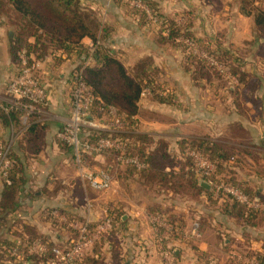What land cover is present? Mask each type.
Masks as SVG:
<instances>
[{
	"label": "trees",
	"instance_id": "1",
	"mask_svg": "<svg viewBox=\"0 0 264 264\" xmlns=\"http://www.w3.org/2000/svg\"><path fill=\"white\" fill-rule=\"evenodd\" d=\"M208 1L224 3L227 0ZM257 1L235 0V3H237L239 12L242 15L252 17L256 36L260 41H264V6L260 3L257 4ZM112 2L116 5L123 4L127 6L129 13L134 15L138 22L144 23L145 26L149 27L154 24L142 9L130 7L123 0H112ZM143 2L158 16L160 27L157 28L156 36L161 45L165 43H170L173 46L179 45L176 41L181 37H186L196 45L204 47L218 62L224 64L225 68L237 80V83L233 86L228 85L229 81L224 79L219 70L205 58L196 56L192 52L185 56V67L191 72L195 82L202 81L211 85L214 80L223 81L222 86L234 97L233 102L240 116L245 115L249 110L246 103H254L256 106L261 105L262 100H259L258 97L250 98V94H248V91H256L258 86L256 79L251 77L250 71L241 67L244 62L242 58L236 56L235 52L230 49L225 48L222 42L212 46L211 42L204 43V39L197 38L190 29L192 22L189 18L181 24L178 19L181 16L180 14L175 15L173 18L167 17L160 12L156 0H143ZM187 13L185 12V14ZM0 17L11 18L16 25V29L10 38V56L17 66L20 62L22 49H26L33 60H40L48 54V49L47 51L43 49L44 44H41L42 48L37 46V43H43L42 38H44V42L53 51H61L62 54L66 55L77 54L80 65L74 70V73H76L81 69L88 54V49L83 45V39L87 37L93 43L99 42L93 62L83 68L80 78L92 88L96 99L93 106L96 107L101 102L105 106L116 107L120 113L126 115L125 127L118 131L83 127V137L89 143L94 144L102 138L118 139L124 144L125 150L107 148L102 150L99 156H93L86 152L85 156L90 166H98L109 170L123 186H127L130 181H135L143 186L151 185L164 193L173 192L183 195L195 203H204L203 200L205 199L207 203L216 207L215 213L219 212L226 217L230 216L237 220H245L246 224L252 227L264 226V209L260 211L250 208L249 205L241 203L233 195L222 191L220 196H215V190L208 184L209 178L200 177L194 169L195 162L193 158L184 154V151L188 149L201 152L216 165V174L211 179L224 180L227 184L240 189L249 199L250 197L256 198L259 196V191L251 189L249 181L245 178L239 179L235 175L236 170L232 169L229 164L231 159H235L237 162L241 160L235 153L236 147L232 146L230 142H238L241 145L242 140L240 138L246 137L248 133L243 124L233 123L229 131L216 140L193 137L180 141L179 151H174L170 146V140L167 138L142 131L137 127L138 119L136 116L139 111V102L146 87L151 88L153 99L161 103H170L166 96L157 91L159 85L152 76L157 69L154 58L152 56L142 57L133 66V74L128 73L125 64L114 56L111 45L109 46L113 27L111 24L104 22L97 11L83 8L80 0H0ZM31 38H35L37 43L32 44L30 42ZM256 42L258 41L256 40ZM262 54L264 56V45L262 46ZM189 60L191 62L195 60V64L189 66ZM259 81L262 82L261 79ZM2 104L7 106L8 109L5 110L0 105V120L13 130L11 142H7V144H11L9 156L12 162L9 170V183L0 177L2 182L0 221H5L22 206L17 193H23L27 190L30 173L29 158L42 151L49 126L38 112L30 114L28 123L23 124L21 116L24 111L22 109L11 107L8 103ZM57 142L66 151L69 161L72 162L71 148L67 147L59 138ZM241 146L244 152L250 155V146ZM122 152L126 156L138 159L145 167L139 169L134 164L120 163L118 157ZM230 171L231 175H227L226 172ZM203 183H207L208 187L203 186ZM71 184L73 187L76 185L74 188L78 189L77 196L80 197L79 200L81 201H84L87 196L93 193L88 186L83 184L80 178H76ZM56 189L62 191L67 189V185H59ZM34 194L35 192H30L31 196H34ZM60 210L68 217H72L69 210ZM152 210L154 213L164 215L175 228H182L185 231L184 223L178 220L176 215L168 214L164 210ZM201 214V212L195 211L194 216L195 221L202 222L200 231L205 225H210L209 220L206 219H211L213 215L210 213L211 216L208 215L209 217L206 218ZM116 217V221L121 219L120 214H117ZM80 218L82 216L77 219ZM19 224L23 226L26 232L33 234L35 237L31 241L22 242L21 244L4 243L3 251L9 257V260L14 264H23L29 260L33 264H41V262L45 263L56 258L52 249L54 244L52 243L49 244L48 250L43 253H30L28 249L34 240H44L37 235V231L31 225L22 222H19ZM89 225L93 229L97 226V222H90ZM184 239L183 231H174L172 236L159 241L160 247L169 248L172 251L177 264L179 263L170 243L173 240ZM99 245H96V247H99ZM67 246H69V243L57 247ZM14 248L18 250V255H10L11 250ZM94 251L97 255L100 254L98 248H95ZM250 254L255 256L260 264H264V253L252 251L251 253L248 252L249 256ZM98 260L93 256H88L83 263L78 264H100Z\"/></svg>",
	"mask_w": 264,
	"mask_h": 264
},
{
	"label": "crops",
	"instance_id": "2",
	"mask_svg": "<svg viewBox=\"0 0 264 264\" xmlns=\"http://www.w3.org/2000/svg\"><path fill=\"white\" fill-rule=\"evenodd\" d=\"M156 1L160 12L170 18L181 14L192 5H198L203 9L205 4H209L208 0H203L204 3L199 0V4L197 3L198 0ZM80 4L83 8L97 11L104 22L112 25L113 31L110 39L114 54L121 56V58L119 57L121 60H123L122 58L126 59L125 61L130 62V64H135L142 57L152 56L160 73L165 76L166 86L177 88L174 89L176 95L174 94L172 100L173 105L161 103L150 97H142L137 114V118H140L141 123L139 125L140 130L163 136L173 143L178 142V139L182 136L193 138L208 135L217 139L230 127V124L234 123L231 122V118L237 110L228 112L229 115L232 114L233 116L227 115L225 119L222 116L223 114L216 115L217 110L213 107L214 105L208 104L207 101L194 94V88L202 81L195 82L193 80L191 72L185 67L184 54L177 51L175 46L158 45L156 34L151 30H147L145 26L138 22L135 16L129 13L127 6L123 4L116 5L111 0H80ZM103 10L107 13H104ZM235 11L237 14L234 22L232 23L231 19L226 20L224 24H216L215 22V31L227 28L231 42L240 45L239 38L245 32V28L241 26V23H244V20L249 19V17L242 15L237 8ZM195 15L192 17V21H195V18L198 17V15ZM200 18V20H203L200 21L202 25L205 17ZM231 25L233 30H229ZM15 29L16 25L11 18L0 17V104L9 102L11 96L7 92V86L17 71V65L10 56V38ZM210 31L202 25V30H197L194 27L193 34L197 38L204 39L203 35L208 34ZM44 40L42 38L43 43H37L35 38H31L30 42L32 44L37 43L39 48H42L41 44H44L43 49H46V51L48 49V54L37 60L38 70L36 75H38L37 77L49 93L50 105L43 113V119L46 120L49 127L46 131L42 151L29 158L30 173L27 190L23 193H17L22 204L21 208L11 214L9 219L0 221V264H14L3 251L4 243L21 244L22 242H29L35 237L33 234L26 232L19 222L34 227L37 235L44 240L37 239L34 242H41L47 248L51 243L54 244L53 248L58 245L75 243L78 239V231L67 222L63 223L56 220L51 213L58 210L60 214L68 217L60 209L69 210L72 213V217H69L71 219L82 216L78 220H89L90 222H97V224L108 214L121 215V219L115 221L112 234L110 236L103 235L86 250L83 262L86 257L93 256L99 259L100 264H165L157 235L149 223V214L154 212L152 209L164 210L168 214L176 215L177 219L184 223L185 239L173 240L170 243L179 264H218L220 258L228 259L231 253V249L222 246L221 243L223 242L233 244L232 248H235V250L250 249V242L243 240L245 234L249 235L247 240H250V227L248 225L238 226L236 224L237 219L230 216L226 217L220 213L214 215L215 219L209 221L210 225H205L198 238L189 235L188 230L195 216V212L191 211L190 207L195 202L183 195L166 192L157 196L159 202L152 200L149 204L148 201L147 204L137 203L126 197L112 195V200H106L114 201L110 203L108 209L97 207L95 199H92V205L88 204L87 211L83 214V206L80 205L72 190H69L70 188L66 191H60L54 187V185L61 182L78 178L76 174H65L64 168L69 165L70 161L66 151L59 146L57 139L58 132L62 129L70 114L68 81L76 67L80 65V60L75 53L66 55L62 54L61 51H53ZM92 43V40L87 37L83 39V45L86 49ZM156 56H160L161 59ZM157 60L160 62H157ZM130 64L127 63L128 66ZM141 104L142 107H146V111L156 115V119L141 118V114H139L142 109ZM208 119L214 122L213 126L215 128H212L209 133L206 125H208L207 122H209V125H212V123ZM223 120H225V125L220 123ZM250 128L254 130V133L257 132L252 126ZM196 132L200 134L194 135ZM12 136L13 130L0 120V139L7 143ZM254 145L258 144L255 143ZM246 180L251 185L253 180L250 177H247ZM114 182L117 186L114 191L119 190V193L122 194L120 189L126 188V186L120 184L116 179H114ZM111 188L113 189V187ZM1 189L2 182L0 180V191ZM112 189L111 192L108 190L101 193H112ZM30 192H35L34 196H31ZM148 207H150V210H148ZM200 212L202 213V211ZM116 216L115 218H117ZM208 226L211 227L209 232ZM98 244H100L99 247H96ZM95 248H98L99 255L95 253ZM257 250L262 252L260 248H257ZM25 262L33 264L30 260ZM41 264H60V262L57 258H53L45 263L41 262Z\"/></svg>",
	"mask_w": 264,
	"mask_h": 264
},
{
	"label": "rangeland",
	"instance_id": "3",
	"mask_svg": "<svg viewBox=\"0 0 264 264\" xmlns=\"http://www.w3.org/2000/svg\"><path fill=\"white\" fill-rule=\"evenodd\" d=\"M123 2H124V0H123ZM199 2L200 1L198 0L197 3L199 4ZM201 2L204 3L203 0ZM214 3L209 2V4H207V5L203 4L204 5L203 9H201L200 6H198V5H192L190 8H187L186 11L181 12V14H180L181 16H180V18H178L179 22L182 24L185 22L186 19L189 18L192 22V25L190 27L191 31H194V27H196L197 30L198 29L202 30V25H203V27H206L207 30H209V31L211 30L208 34L203 35L204 36V40H203L204 43L211 42V44L213 46V44H216L218 42H222V45L225 48L230 49L232 52H235L236 56L242 58V60L244 62H243V64H241V67L250 71L251 77H254L256 79L257 86H258L256 91H248V94H250V98L254 99V97L255 98L258 97L259 100H262L263 102L261 103L260 106H256V104H254V103L253 104L252 103H246V106L248 107L249 110H247V112L245 111L246 112L245 115L240 116L236 112V113H233V115H234L233 116L232 114L229 115L228 112H235V110H236V105L233 102L234 97L232 95H230L226 89L223 88V86H222L223 81L214 80L213 84H211V85L209 83L201 82L200 84H198V86H196V88H194L195 89L194 94L196 96L201 97V99H204L205 101H207L208 104L214 105L213 107L215 108V110H217L216 115L217 114L218 115L223 114L222 116L224 117V119H225V116H227V115L233 116V118H231V122L241 123L248 130L246 137H242V138H240V140H242L241 145L250 146V155H248L244 152L240 143L231 141L230 142L231 145L236 147L235 153L237 154V156L239 158H241V160L239 162H237L235 159H231L229 164H230V167L232 169L236 170L235 175L239 179H243V178L246 179L247 177H250V179L253 180L251 182L250 187L253 190H258L259 196H257L254 199L250 197L249 206H250V208H254L256 210L261 211L262 209H264V56L262 54V46L264 45V41H260L259 38H257L255 26H254V21H253L252 17H249V19L244 20V23H241V26H243V28H245V32H244V30H242L244 32V35L243 34H241L243 36L238 35L239 37L241 36L239 38V41H238V42H241L240 45H238L237 43L231 42L230 37L228 35L229 32L227 31L228 30L227 28L226 29H219V30L215 31L216 30L215 22H216V24H224L225 21L228 19H231L232 23L234 22V19H236L235 17L237 14L235 10H236V8L238 9V6H237V3H235V0H233V1L227 0L224 3H220V2H218V3L214 2ZM256 3L257 4L260 3L261 5L264 6V0H258ZM103 12L107 13L105 10H103ZM103 12H102V15L104 14ZM185 12H188V13L185 14ZM195 14L198 15V17L195 18V21H192V17ZM104 16L106 17V15H104ZM199 16L205 17L204 18L205 21L203 22L202 25H201L200 21H203V20H200L201 18ZM193 22H194V24H193ZM141 24L143 26H145L144 23H141ZM153 25L149 26V27L146 25L145 27L147 30H149V31L151 30L152 32H154L156 34L157 28H159L160 25H159V23H155V22ZM229 30H233L232 25L229 27ZM181 38H183V39H181ZM181 38L176 41L179 45H175V47H176V50L179 52L181 51L184 54V56H187V54L189 55L193 52L192 54H194L196 56H198V54H202L204 56V58L205 57L206 58L211 57V55L208 53L207 50L204 49V47H200L199 45H196L194 42H192L190 39H187L186 37H181ZM256 40L258 42H256ZM167 44L171 45L170 43H165V45H167ZM110 45H111V42L109 43V46ZM158 45H161V44L158 42ZM171 46H173V45H171ZM196 50L199 53H197ZM114 56L118 59L121 58V56H118L116 54H114ZM156 57L158 59H161L160 56H156ZM87 58H86V60H87ZM122 59L123 60H121V59L120 60L125 64L128 73L133 74V66L135 64L134 63H133L134 65L130 64V62L125 61L126 59H124V58H122ZM157 62H160V61L157 60ZM194 62H195V60H194ZM194 62H191L189 60L188 61L189 66L194 65L195 64ZM127 63H129L130 66H128ZM236 64L239 65L238 62H236ZM216 65L215 66L212 65V66H214L217 70H219L223 74L225 80L229 81L228 85L233 86L234 84L237 83L236 78L230 74V72L225 68L224 64L217 61ZM37 70H38V68H37ZM37 76L38 75H36V77ZM152 76H154V78L156 79V83L159 85V89L157 91L161 92V94H163L164 96H166L170 100V103L167 102V104L173 105L171 99H173L174 96L176 95L175 94L176 91L174 89H177V88L166 86L165 80H164L165 76H163L162 73H160V70L158 69V67ZM37 79L41 82V80L38 77H37ZM259 79L262 80L261 83H260ZM69 80H70V78H69ZM42 85L44 86L43 83H42ZM68 85H69V81H68ZM46 91H47V97H48V101H49V105H50L49 93H48L47 89H46ZM69 92H70V85H69ZM143 96H144V98L150 97L151 99H153L152 98L153 93H152V90L150 87H146L144 89V91L142 93V97ZM170 96H171V98H170ZM201 105L203 106V104H201ZM48 107L49 106L45 107L44 113L46 112ZM141 107H142V104H141ZM145 108L146 107H142L141 113H139V114H141L140 117L147 119V120L156 119L157 116L152 114L149 111H146ZM235 114L239 115V116H236ZM41 118L43 119V115L41 116ZM136 118H137V116H136ZM238 118L240 120H236ZM137 119H138V126L137 127L140 128V126H139L141 124L140 118H137ZM209 121H211V120H209ZM94 122H96L99 126L105 127L107 124V118H105L104 116H99V117H96V120ZM207 123H208V125H206L208 128L207 132L209 133L212 131V128L215 129L213 126L214 122L211 121L212 125H209V122H207ZM220 123H223V125H225L224 124L225 120H223ZM249 125L252 126L253 129L255 128V130H257V132L254 133V130H251ZM230 126H231V124H230ZM229 128L230 127H228L226 129V131L222 134V136H224L229 131ZM142 129H144V128H142ZM195 134L199 135L200 133L197 134V132H196V133H194V135ZM200 136H202V135H200ZM203 137L216 140L215 137H211L208 135H204ZM58 138H60V137L58 136ZM188 139H190V138H186L185 136H182L178 139L179 140L178 142H173V143L170 142V146H172L174 151L178 152L179 151V142L183 141V140H188ZM255 143L258 145H254ZM184 154H185V151H184ZM205 157L209 161H211L207 156H205ZM194 162H195V160H194ZM68 164L69 165L64 168L65 174L66 175L76 174V176L78 177V175H77L78 171H77V168H76L74 161L72 160V162H69ZM73 170L75 171L74 173H73ZM215 172H216V170H215ZM226 173H227V175H231L230 174L231 171L226 172ZM62 174H63V172H62ZM214 174H216V173H214ZM115 177L116 176L114 175L113 176V186H112L113 189L111 188L112 193L108 192V193L102 194L101 192L95 193L92 191L93 192L92 195L87 196L84 199V201L79 200L80 197L78 198V196H77L78 189L74 188V187H76V185H74V187H73V185L71 184V182L74 181L75 179L68 180L66 182L65 181L61 182L59 184L54 185V187L57 188L59 185H64L65 183H68L67 189L69 187L70 188L69 190H71L73 187L74 188L72 191L73 194H75V196L77 197L80 205L83 206V210H84L83 214H85V211H87L86 210L87 205L88 204L92 205V203H91L92 199H95V204L97 205V207H101L102 209H108V206L110 205V203L114 202V201H106V200H112L111 199V198H113L112 195H118L121 197H126L128 199H131L133 202H137V203L143 202L144 204H147V201H148V204H149V202H151L152 200L159 202L160 200L157 199V196L164 194V192L159 190L158 188H155L151 185L143 186L137 182H133V183L130 182L129 184H127L126 188L125 187L123 188L124 190L120 189V192L122 193V194H120L119 190L114 191V189L117 188L116 183L114 182ZM211 182H213V181L211 180ZM211 182H208V184L213 188V190H215V193H214L215 196H220L221 191L217 192L214 185L211 184ZM218 183H223L225 185L232 186L230 184H227L224 180L218 181ZM83 184L87 185L86 182H83ZM232 187H236V186H232ZM62 191H66V189H63ZM99 193H101V194H99ZM92 197H94V198H92ZM203 201H204V203L203 202L196 203V204L192 203L190 209L193 212L202 211L201 215L206 216V218L208 215H210V213H212L213 214L212 218L206 219V220L212 221L213 218L215 219L214 215L218 214L219 212L215 213L216 207L207 203L205 201V199ZM164 203H167V202H164ZM93 207H95V206H93ZM149 208L150 207H148V210H150ZM194 221L195 220L192 221L191 225L193 224ZM201 223L199 221V229H198V232L194 238H198L201 235V231H200V227H202ZM236 224H238V226H242V227L247 225L245 220H238L236 222ZM248 227H250V240H247V237L249 235L247 236L246 234H245L243 240L250 242V249H247V250H237L236 249L235 250V248H232L233 244L231 245V244L223 242V243H221L222 246L223 247L227 246L229 249H231V253L229 254L228 259L224 260V258H220L218 260L219 261L218 264H249L248 261H250V264H260L258 262L257 258L251 254L249 256L248 252H250V253L252 251L253 252H259V250H257V248H260V249H262V252H260V253H264V226L252 227V226L248 225ZM210 229H211V227L208 226V232L210 231ZM161 250H162V248H161ZM10 255H12V254H10ZM163 257L164 256L162 255V258ZM163 260L165 261L166 258H163Z\"/></svg>",
	"mask_w": 264,
	"mask_h": 264
},
{
	"label": "built area",
	"instance_id": "4",
	"mask_svg": "<svg viewBox=\"0 0 264 264\" xmlns=\"http://www.w3.org/2000/svg\"><path fill=\"white\" fill-rule=\"evenodd\" d=\"M130 7H136L146 12L147 16L153 21V23H159L158 16L155 14L149 6H147L143 0H124ZM160 24V23H159ZM180 39V38H179ZM178 39V40H179ZM183 39V38H181ZM188 41V40H187ZM99 47L98 43H92L88 49L87 60L83 63L79 72L72 73L69 80L70 85V114L69 117L59 131V139L62 140L66 146L72 150L73 161L78 171V178L83 182H86L91 190L95 192H106L113 186V175L109 170L98 167L90 166L86 159L85 153L89 152L93 156H99L102 150L107 148H116L121 151L125 150V146L118 139L102 138L96 144L89 143L83 137V127H90L93 129H104L118 131L125 127L126 115L120 113L114 106H105L103 103H99L94 107L93 103L95 97L92 92V88L88 86L81 78V71L90 62H93L94 54ZM197 53H199L196 50ZM196 54V53H195ZM208 54V53H207ZM209 55V54H208ZM211 55V54H210ZM198 56L203 57L202 54ZM205 59L211 64L216 65L217 61L211 55V57H205ZM217 66V65H216ZM38 68V62L33 60L26 49H22L20 52V62L17 66V71L14 77L10 80L7 86V92L11 96L8 105L11 107L20 108L24 111L21 116L23 124H27L29 115L35 112L43 115L45 107L49 105L46 88L36 77V71ZM3 106V104H0ZM5 110L7 106H3ZM104 116L107 118V124L105 127L99 126L96 122V117ZM11 144H7L0 139V177L9 183V170L12 162L9 156V147ZM185 155L195 160L194 168L200 177H207L208 182L214 185L217 192L223 191L233 195L241 203L249 205V198L246 194L242 193L238 188L218 183V181L211 179L214 175L216 166L213 162L209 161L201 152L197 150L188 149L185 151ZM118 160L123 164H134L137 168H144L145 165L138 159L126 156L122 152ZM53 217L61 222H67L72 228L78 231V239L75 243L67 247H55L53 252L56 255L60 264H78L83 262V257L92 245V243L103 235L110 236L113 232L116 218L112 214L106 215L100 222H98L95 228H90V221H80L60 214L58 210L51 212ZM149 223L157 235L158 242L164 238L172 236L174 231H183L182 228H175L167 218L160 213L149 214ZM199 229V221H194L188 230L189 235L195 237ZM161 253L166 258L165 264H177L172 251L169 248L161 247ZM30 253H43L48 250L45 244L41 242H33L29 247ZM12 255H18L16 248L11 250ZM250 264V261H248Z\"/></svg>",
	"mask_w": 264,
	"mask_h": 264
},
{
	"label": "water",
	"instance_id": "5",
	"mask_svg": "<svg viewBox=\"0 0 264 264\" xmlns=\"http://www.w3.org/2000/svg\"><path fill=\"white\" fill-rule=\"evenodd\" d=\"M203 186L208 187L207 183H203ZM24 264H29V262H25Z\"/></svg>",
	"mask_w": 264,
	"mask_h": 264
}]
</instances>
